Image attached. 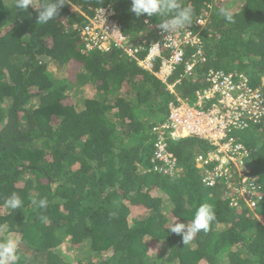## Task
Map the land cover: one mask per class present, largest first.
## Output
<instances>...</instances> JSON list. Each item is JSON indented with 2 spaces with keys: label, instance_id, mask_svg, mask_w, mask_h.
Returning a JSON list of instances; mask_svg holds the SVG:
<instances>
[{
  "label": "trees",
  "instance_id": "obj_1",
  "mask_svg": "<svg viewBox=\"0 0 264 264\" xmlns=\"http://www.w3.org/2000/svg\"><path fill=\"white\" fill-rule=\"evenodd\" d=\"M45 2L22 11L16 0H0V242L19 236L17 264H264V116L230 133L248 152L246 185L261 188L255 210L233 202L239 175L205 185L195 164L211 149L202 139L169 142L175 170L167 175L159 163L154 171L156 128L175 99L121 49L88 50L82 29L110 7L141 59L168 17H136L131 0H65L54 21L39 25ZM181 3L193 10L185 30L206 21L198 32L205 62L177 95L195 103L220 71L248 77L264 99V0ZM13 192L23 201L16 211L4 204ZM44 197L46 209L32 203ZM202 204L216 219L184 244L171 226L191 222Z\"/></svg>",
  "mask_w": 264,
  "mask_h": 264
},
{
  "label": "built area",
  "instance_id": "obj_2",
  "mask_svg": "<svg viewBox=\"0 0 264 264\" xmlns=\"http://www.w3.org/2000/svg\"><path fill=\"white\" fill-rule=\"evenodd\" d=\"M114 11L110 7L99 9L93 19L84 27L82 33L88 50L108 51L112 47L121 49L129 58L134 59L142 70L153 73L161 83L166 85L170 94L174 93L177 83L187 80L193 73L196 63L205 61L200 50L198 32L192 30H180L166 35L161 34L159 27L156 36L150 45L145 48L144 57L137 58L139 48L129 42V38L122 33L120 24L113 18ZM205 20H198L196 25L203 26ZM192 48L194 53L191 59L185 60L186 49ZM184 64L183 72L179 79L173 83L169 80L177 68ZM158 65V66H157ZM209 86L196 94L195 106H188L184 101L176 98L177 104L169 105V116L162 128L167 130L171 139H177L180 135H203L222 138L229 126L239 127L243 119L254 120L263 111V102L256 90L248 87L247 79L242 75H232L220 71L213 72L209 77ZM210 102L208 110H200L202 106ZM217 139L216 141H218ZM155 158L166 166L164 172H171L175 160L170 159L165 152V143L159 139L156 143ZM226 153L230 152L229 144H223ZM218 154L210 153L206 158L199 156L196 163L207 165L217 161ZM157 169V167H155ZM161 170V169H160ZM226 170L215 167L210 176L204 178L206 186H212L216 178L224 175Z\"/></svg>",
  "mask_w": 264,
  "mask_h": 264
},
{
  "label": "clouds",
  "instance_id": "obj_3",
  "mask_svg": "<svg viewBox=\"0 0 264 264\" xmlns=\"http://www.w3.org/2000/svg\"><path fill=\"white\" fill-rule=\"evenodd\" d=\"M33 6V0H16L15 3V8L18 10L22 11H27L29 8ZM65 6V0H46V2L42 5L41 9L38 12L37 15V23L39 25H47L51 21H54L58 15L59 11L62 7ZM114 11V10H113ZM130 11L135 14L136 17H141L143 15H146L147 17L151 18L153 15L155 16H166L168 19L164 20L162 23L158 24L159 29L161 30L162 35H166V37L169 34L178 32L180 30H183L187 27H189L192 24V16H193V10L189 7H185L182 5L181 0H131V9ZM218 14L220 16H223L226 21L230 23H234V17L230 9L228 8H220L218 10ZM206 22V21H205ZM205 25V23H204ZM199 26V31L201 32L205 26ZM198 28V26H197ZM84 29V28H83ZM82 29V31H83ZM195 31V32H196ZM123 33V31H122ZM198 33V35H199ZM126 36V35H125ZM200 40V50L203 54V41L201 39V36H198ZM97 50V49H96ZM111 50V49H110ZM101 51V50H98ZM109 51V50H108ZM101 52H107V51H101ZM203 57V56H202ZM204 58V57H203ZM205 62V61H204ZM150 73V72H148ZM154 76L155 80L158 81L162 86L165 87L166 90V85L161 83V81L153 74L150 73ZM226 74H232V73H226ZM234 75V74H232ZM237 75H242V74H237ZM244 76V75H242ZM247 79V84L248 87L252 90H256L259 92L260 97L262 102L264 101L261 89L254 87L251 85L250 80L248 77L244 76ZM179 79V78H178ZM177 80V79H176ZM174 80V81H176ZM174 81L169 80V83H173ZM183 79H181L180 82H182ZM177 83V85L180 84ZM263 85V82L262 84ZM176 86L174 88V93L175 94H170L167 90V92L175 99L171 104H177V99H181L176 92ZM186 103L188 106L192 107L196 105L197 102V97L195 103H188L187 101L181 99ZM170 105V104H169ZM168 105V109H169ZM207 105H209L208 108H205ZM211 107V103L208 102L207 104L205 103L202 108V110H208ZM264 116V111H262L261 115L252 120H247V118L243 119V122L239 127H234V126H229L230 128L228 131L224 132V135L222 138H216V137H209V136H201V135H180L177 139H171L170 136L167 133V130L162 128V125L165 124L167 121H164L160 126L156 128V131L160 133L159 137L157 140L153 143V148H154V157L151 163V166L153 168L154 166V171H160L161 172V166H162V171L166 169V166H163V163L158 162L155 158V153H156V143L159 141V139H163L165 143V152L168 155V143L171 141H177L180 139H184L186 137H194L198 139L204 140L210 147L211 149L206 153V155H198L195 157V164L201 169L202 171V177L203 179L207 176H210L208 173H213L214 168L220 166L221 170L223 171L224 169L226 170V173L220 177L225 176L227 179L229 176L233 175H239L240 178V184H239V198L233 199V202L235 200L238 201L242 199L241 201L244 202V204L247 206V208L251 211L255 210L258 205L261 203L263 200V195L261 192V188L258 185H246L249 184V181L246 178V164L245 160L248 157V152L245 149V147L239 142L235 141L230 133L233 130L237 129H244L247 127V121H252V123L257 124L260 123V119ZM168 120V119H167ZM219 139L218 141H216ZM223 144H229L230 147V152L227 154L225 151V148L223 149ZM210 153H215L218 154L219 159L214 162H210L207 165L199 164L196 163V159L199 156H202L204 158L207 157L208 154ZM169 156V155H168ZM170 158V157H169ZM172 159V158H170ZM173 160H175L173 158ZM156 162V163H155ZM175 162V161H174ZM161 164V166H157L158 164ZM157 167V169H155ZM175 167V166H174ZM173 167V170L171 172H164L167 175L171 174L175 168ZM216 178L215 183H217L218 179ZM241 184L245 186H251L249 189L250 191L247 190L245 186L241 187ZM213 186V185H212ZM208 186V187H212ZM253 186V187H252ZM260 202V203H259ZM33 204H37V206L41 209H46L48 206V200L46 197L39 199V201L33 200ZM259 203V204H258ZM5 206L12 210L16 211L18 209H21L23 207V201L21 197L19 196L18 193L13 192L8 198L5 199L4 201ZM46 219V218H44ZM216 219L214 209L211 205L209 204H202L200 205L196 212L195 216L192 219L191 222L184 224V223H174L171 226V233H175L177 235L182 236V240L184 244H187L189 241H191L198 233L201 231L207 232L211 223L214 222ZM17 236V239L19 236L17 234H13ZM17 239H8L4 242H0V264H17L19 260L18 256V243Z\"/></svg>",
  "mask_w": 264,
  "mask_h": 264
},
{
  "label": "rangeland",
  "instance_id": "obj_4",
  "mask_svg": "<svg viewBox=\"0 0 264 264\" xmlns=\"http://www.w3.org/2000/svg\"><path fill=\"white\" fill-rule=\"evenodd\" d=\"M237 6H233V8L235 9ZM0 236H3V231L2 230H0ZM8 239H14V240H16L17 239V236L16 235H13V234H10V235H7L6 236V240H8ZM80 253V251H76V254L75 255H78ZM80 257H82V256H80Z\"/></svg>",
  "mask_w": 264,
  "mask_h": 264
}]
</instances>
